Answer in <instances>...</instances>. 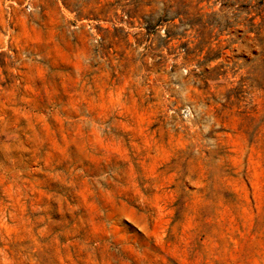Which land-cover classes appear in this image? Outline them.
<instances>
[{
	"label": "rangeland",
	"instance_id": "rangeland-1",
	"mask_svg": "<svg viewBox=\"0 0 264 264\" xmlns=\"http://www.w3.org/2000/svg\"><path fill=\"white\" fill-rule=\"evenodd\" d=\"M0 264H264V0H0Z\"/></svg>",
	"mask_w": 264,
	"mask_h": 264
}]
</instances>
